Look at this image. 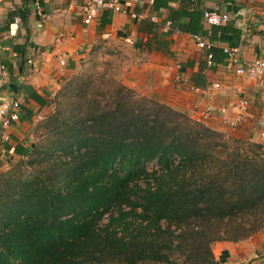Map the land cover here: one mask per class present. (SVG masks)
Returning <instances> with one entry per match:
<instances>
[{
    "label": "trees",
    "instance_id": "1",
    "mask_svg": "<svg viewBox=\"0 0 264 264\" xmlns=\"http://www.w3.org/2000/svg\"><path fill=\"white\" fill-rule=\"evenodd\" d=\"M32 138L0 172V264H222L214 242L264 230V145L115 73L62 80Z\"/></svg>",
    "mask_w": 264,
    "mask_h": 264
},
{
    "label": "crops",
    "instance_id": "2",
    "mask_svg": "<svg viewBox=\"0 0 264 264\" xmlns=\"http://www.w3.org/2000/svg\"><path fill=\"white\" fill-rule=\"evenodd\" d=\"M86 1L0 0V66L7 73L0 77V100L20 102V119L9 129L2 168L21 156L17 150H31L37 116L49 113L62 80L104 48L120 53L126 86L214 130L264 143V81L228 71L222 52V46H233L244 61L264 57V0H117L125 12L103 9L88 24L82 13ZM204 9L229 11L231 20L209 25ZM166 21L169 32L161 30ZM193 35L211 42L212 49L199 48ZM28 57L37 72L26 64ZM244 98L249 105L242 108ZM207 106L214 112L203 119ZM220 108L228 120L240 118L236 128L222 121ZM212 251L222 264H264V231L238 242H214Z\"/></svg>",
    "mask_w": 264,
    "mask_h": 264
},
{
    "label": "built area",
    "instance_id": "3",
    "mask_svg": "<svg viewBox=\"0 0 264 264\" xmlns=\"http://www.w3.org/2000/svg\"><path fill=\"white\" fill-rule=\"evenodd\" d=\"M113 9L114 11L125 12L123 8L120 7L117 0H87L83 5L82 13L84 16V22L86 24L90 23L97 13L103 9ZM204 21L209 25H221L227 23L231 20V13L229 11H217L216 9L209 10L204 9L202 12ZM133 17H138L132 14ZM40 26V24H39ZM161 30L163 32H169L171 30V23L166 21ZM196 45L201 49L211 50L213 44L209 41L201 39L198 35L192 36ZM222 52L225 55V65L228 71L233 72L236 75L242 76L249 80H254L258 83L264 81V57L256 58L252 61H244L241 56L239 48L233 46H222ZM212 53L207 54L208 64H212ZM61 63L64 60L60 58ZM26 64L29 66L31 71L37 72L38 67L34 64L31 57L26 59ZM7 75L4 66H0V77H5ZM177 80L181 81V76H177ZM219 84L212 83V88H218ZM249 105V100L244 98L239 101V106L245 108ZM213 108L207 106L201 112V118L205 119L210 114H212ZM218 114L221 116L224 123H229L232 128H236L240 122V118L234 121L228 120L226 109L220 108ZM41 119V116H37ZM20 119V102L15 98H10L8 100H0V168H2L4 162V156L6 155V145L10 140L9 129L13 123ZM261 136L264 137V125H262Z\"/></svg>",
    "mask_w": 264,
    "mask_h": 264
},
{
    "label": "rangeland",
    "instance_id": "4",
    "mask_svg": "<svg viewBox=\"0 0 264 264\" xmlns=\"http://www.w3.org/2000/svg\"><path fill=\"white\" fill-rule=\"evenodd\" d=\"M109 54H111V55H109ZM120 60H121L120 53H117V55H116V52L113 53V50L104 48L97 55L87 59L77 73H104V72H106V73H115V75L121 79V76H122L121 75L122 74V67H121L122 63H121ZM77 73H75L73 75H76ZM137 93L140 94V95H143V94H141L139 92H137ZM143 96H145V95H143ZM146 97H148V96H146ZM221 133H223L226 138H236V139H240V140H243V141L259 142V143L264 145V143L260 142V141L245 139L243 137H236V136H234V135H232L230 133H226V132H221ZM17 161L18 160L16 159L15 161L11 162L10 165L16 163ZM146 167H147V170L149 172H155L156 171V175H157V169L159 168V166L157 165L156 162H149ZM7 168H4V167L0 168V172L6 170ZM262 231H264V230H262Z\"/></svg>",
    "mask_w": 264,
    "mask_h": 264
},
{
    "label": "water",
    "instance_id": "5",
    "mask_svg": "<svg viewBox=\"0 0 264 264\" xmlns=\"http://www.w3.org/2000/svg\"><path fill=\"white\" fill-rule=\"evenodd\" d=\"M9 87H10L11 89H14V90H15V85H14V84H9Z\"/></svg>",
    "mask_w": 264,
    "mask_h": 264
}]
</instances>
